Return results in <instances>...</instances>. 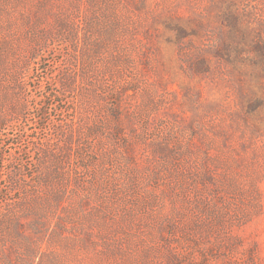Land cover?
<instances>
[{"label":"rangeland","instance_id":"rangeland-1","mask_svg":"<svg viewBox=\"0 0 264 264\" xmlns=\"http://www.w3.org/2000/svg\"><path fill=\"white\" fill-rule=\"evenodd\" d=\"M0 264H264V0H0Z\"/></svg>","mask_w":264,"mask_h":264}]
</instances>
